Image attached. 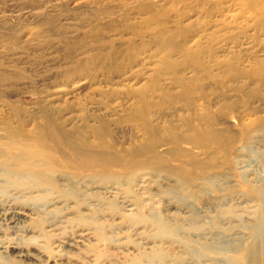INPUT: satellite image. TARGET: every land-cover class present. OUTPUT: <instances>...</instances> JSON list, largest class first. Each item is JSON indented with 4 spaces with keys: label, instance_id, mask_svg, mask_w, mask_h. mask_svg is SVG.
Here are the masks:
<instances>
[{
    "label": "rangeland",
    "instance_id": "1",
    "mask_svg": "<svg viewBox=\"0 0 264 264\" xmlns=\"http://www.w3.org/2000/svg\"><path fill=\"white\" fill-rule=\"evenodd\" d=\"M0 264H264V0H0Z\"/></svg>",
    "mask_w": 264,
    "mask_h": 264
}]
</instances>
